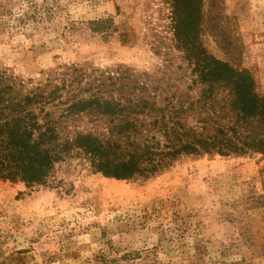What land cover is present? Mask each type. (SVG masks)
<instances>
[{
  "label": "rangeland",
  "instance_id": "1",
  "mask_svg": "<svg viewBox=\"0 0 264 264\" xmlns=\"http://www.w3.org/2000/svg\"><path fill=\"white\" fill-rule=\"evenodd\" d=\"M175 26L264 96V0H0V73L22 95L72 66L127 68L134 94L176 102L201 84ZM0 264H264V153L183 154L117 179L73 150L42 184L0 176Z\"/></svg>",
  "mask_w": 264,
  "mask_h": 264
},
{
  "label": "trees",
  "instance_id": "2",
  "mask_svg": "<svg viewBox=\"0 0 264 264\" xmlns=\"http://www.w3.org/2000/svg\"><path fill=\"white\" fill-rule=\"evenodd\" d=\"M176 30L201 84L198 94L181 93L176 102L173 96L160 104L159 94H134L123 82L130 81L127 68L91 75L72 66L76 74L69 82L39 85L22 95L16 90L22 83L7 82L1 72L0 176L42 184L73 150L87 156L94 172L117 179L147 178L183 154L264 153V96L255 92L248 73L203 49L194 52L188 28ZM79 115L99 128L79 130L72 122Z\"/></svg>",
  "mask_w": 264,
  "mask_h": 264
}]
</instances>
